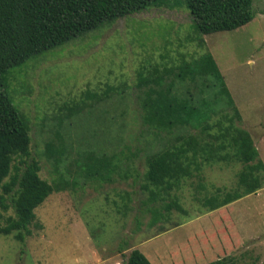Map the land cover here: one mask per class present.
Wrapping results in <instances>:
<instances>
[{
	"label": "rangeland",
	"instance_id": "374dc122",
	"mask_svg": "<svg viewBox=\"0 0 264 264\" xmlns=\"http://www.w3.org/2000/svg\"><path fill=\"white\" fill-rule=\"evenodd\" d=\"M253 8L254 19L246 26L201 36L185 1L170 0L106 23L10 71L7 93L30 125L41 177L55 182L61 172L78 186L52 194L36 210V224L42 228L32 226L24 243L15 234L0 236V264H122L135 249L151 264H210L225 258L235 259L236 264H264V171L261 190L208 212L201 201L218 188L234 190L243 165L199 159L202 180L186 182L166 202L177 195L186 215L160 209L165 218L151 227L152 215L140 209L146 198L140 191L145 157L171 147L168 142L155 146L142 126L135 89L140 74L157 75L156 70L163 73L193 63L209 52L235 109L224 112L231 122L223 119L222 112L213 115L214 126L203 134L204 139L220 133L218 123L221 127L232 123L251 135L264 164V0H253ZM171 81L176 89L216 87L214 79L193 84L173 77ZM96 94L95 100L104 96L99 104L92 97ZM47 142L66 149L59 173L44 156ZM137 149L141 150L138 157L124 162L132 163L127 180L121 178L122 171L113 177V184L85 176L88 155L99 158L122 150L127 157ZM225 152L233 154L231 149ZM75 162L80 176L74 174ZM136 170L139 178L133 185ZM126 193L131 209L124 217L121 207L128 201L122 199ZM11 215L9 210L4 217ZM124 240L127 247L119 254Z\"/></svg>",
	"mask_w": 264,
	"mask_h": 264
},
{
	"label": "trees",
	"instance_id": "16d2710c",
	"mask_svg": "<svg viewBox=\"0 0 264 264\" xmlns=\"http://www.w3.org/2000/svg\"><path fill=\"white\" fill-rule=\"evenodd\" d=\"M168 1L170 0H0V236L15 234V239L24 243L31 235L32 226L42 228L36 224V210L52 194L78 186L66 174L59 173V167L66 157V149L64 146H55L52 142L45 144L44 156L59 173V178L55 182H49L41 177L42 165L40 159L33 155L30 125L19 114L7 93L10 71L80 36L97 31L106 23L142 13L154 5H163ZM184 1L201 36L235 31L254 19L253 0ZM200 46H205L203 39H200ZM156 71L157 75L152 74L150 77L140 74L135 86L139 94L141 123L152 137L151 142L157 143L155 146L159 147L164 142L171 146L149 152L145 157L146 170L140 191L146 198L141 202L140 209L152 215L149 226L152 227L165 218L160 209L168 213L175 209L182 215L187 214L177 195L170 203L166 202L186 182L196 177L202 180L199 177L202 171L199 159L204 163L226 164L232 160L243 165L237 175L234 190L223 191L218 188L201 201L202 208L208 212L261 190L263 185L260 173L264 171V164L247 131L235 128L232 123L224 127L218 123L220 133L207 134L209 139H204L203 134L214 126L210 123L213 115L222 112L223 119L231 122L224 112L232 107L235 109L232 96L213 56L206 52L193 63H185L174 69L166 68L162 70L163 73ZM172 77L190 84L198 79H203V83L206 79H214L216 87L176 89L171 81ZM92 97L98 104L104 100V96L95 100L97 94ZM227 149L232 150L231 157L225 152ZM140 151L137 149L134 155L130 152L127 157L123 156L122 150L99 158L88 155L84 162L87 168L85 176L98 178L103 184H113V177L120 175L122 171L121 178L127 180L132 163L124 162L138 157ZM76 162L74 174L80 176ZM66 173L70 174L68 171ZM135 174L133 185L139 178L137 170ZM201 189L204 190L205 187L201 186ZM122 199L124 202L121 209L125 217L131 209V197L126 193ZM158 203H161L160 207H156ZM9 210H12L13 215L4 217ZM137 226H140V222H137ZM124 241L119 246V254L127 247V241ZM122 264L151 262L135 249L125 257ZM210 264L236 263L233 258H225Z\"/></svg>",
	"mask_w": 264,
	"mask_h": 264
}]
</instances>
